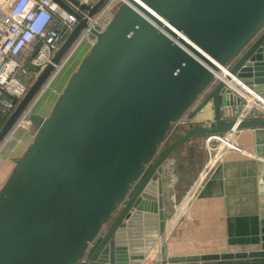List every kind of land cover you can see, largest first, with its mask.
<instances>
[{"label": "water", "instance_id": "1", "mask_svg": "<svg viewBox=\"0 0 264 264\" xmlns=\"http://www.w3.org/2000/svg\"><path fill=\"white\" fill-rule=\"evenodd\" d=\"M51 1L75 23L25 88L15 81L24 92L0 125V143L25 111L34 129L0 186V264H264V218L255 249L166 256L161 184L162 160L193 135L264 127L236 119L231 87L264 97V0L120 1L42 116L31 103L105 0ZM207 105L213 119L193 123Z\"/></svg>", "mask_w": 264, "mask_h": 264}, {"label": "crops", "instance_id": "2", "mask_svg": "<svg viewBox=\"0 0 264 264\" xmlns=\"http://www.w3.org/2000/svg\"><path fill=\"white\" fill-rule=\"evenodd\" d=\"M23 45L11 57L13 69L17 70L10 72V76L25 88L27 85L17 76L23 75L31 81L40 67L28 63L36 45L34 40L30 38ZM80 48L81 44L63 57L55 73L52 72L53 77L51 74L31 103L29 112L42 116L49 113L50 103L60 92L55 93L52 89H58L59 85L55 79L56 83L52 86L54 77L64 67L68 57ZM211 119L212 106L207 105L194 117L193 123L204 124ZM186 123L184 118L179 125ZM33 133V127L28 122H22L13 127L0 143V158L5 160V165L9 164L7 174L13 160L31 141ZM233 137L240 150L224 154L205 172L204 163L182 199L181 192L174 190L173 181L164 182L161 171L163 210L168 224L163 236L166 256L248 251L258 246L259 220L264 218V127L239 128ZM175 160L173 155L166 161L174 166L172 162ZM165 166L166 162H163L161 167ZM1 171L6 170L3 168ZM0 181L1 186L3 181Z\"/></svg>", "mask_w": 264, "mask_h": 264}, {"label": "built area", "instance_id": "3", "mask_svg": "<svg viewBox=\"0 0 264 264\" xmlns=\"http://www.w3.org/2000/svg\"><path fill=\"white\" fill-rule=\"evenodd\" d=\"M80 1L91 5L96 0ZM120 1L122 0H105L95 13L87 17L86 28L80 32L73 48L81 43H86L89 47L94 41L89 30H101ZM81 13L85 15V12ZM74 23L75 17L62 10L51 0H0V125L24 92V89L16 85L15 80L10 76V72L13 73L14 70H17L13 69L12 65L14 62L11 59L12 55L16 50L23 47L25 42L32 38L36 45L32 50L28 63H33L41 69V67L49 62L56 46L70 31ZM53 74L51 75L52 77ZM217 77L219 75L215 73L209 86L196 95L194 104L201 101L209 91L211 85L217 80ZM231 87L245 101L236 118L237 120L264 118V97H261L253 90ZM3 94L9 96L8 99H5ZM235 106L236 104L233 105V107ZM249 111L253 113L250 114ZM27 113L28 111H25L21 114L20 119L15 123L14 127L20 125L22 122H27ZM184 118L185 115H182L170 124L167 134L161 141V147L169 140L171 132ZM236 132L237 128L203 138L202 141L207 155L203 172L207 171L224 154L240 150L233 137ZM149 263H153V258ZM73 264H88V255H81Z\"/></svg>", "mask_w": 264, "mask_h": 264}, {"label": "trees", "instance_id": "4", "mask_svg": "<svg viewBox=\"0 0 264 264\" xmlns=\"http://www.w3.org/2000/svg\"><path fill=\"white\" fill-rule=\"evenodd\" d=\"M87 48L88 45L86 43H81L80 49L85 50ZM68 76L69 75H67V78ZM61 80L59 82V85L57 86L59 91H61L67 79L64 83H62V86L60 87ZM174 134L175 130L171 132V134L169 135V140L167 142L177 138L181 134V132L177 133L173 138ZM203 138L204 135H193L192 137L178 145L175 149H173L161 162V164L163 162H166V166L163 168L161 167L162 173H164V182L167 180H170V182L173 181L172 186H174L175 191L181 192V199L185 196L189 187L194 182L196 176L201 171L205 163L206 152L202 141ZM173 155H175L176 160L172 162L174 166H170L171 162H168L166 160L169 156Z\"/></svg>", "mask_w": 264, "mask_h": 264}, {"label": "rangeland", "instance_id": "5", "mask_svg": "<svg viewBox=\"0 0 264 264\" xmlns=\"http://www.w3.org/2000/svg\"><path fill=\"white\" fill-rule=\"evenodd\" d=\"M112 14V13H111ZM66 36V35H65ZM64 36V37H65ZM64 39V38H63ZM62 39V40H63ZM61 40V41H62ZM60 41V42H61ZM60 44V43H59ZM58 44V45H59ZM58 45L56 46V48L58 47ZM55 48V49H56ZM88 50V48L87 49H80V50H75L69 57H68V59L66 60V63H65V65H64V67H62L60 70H59V72L56 74V76L54 77V83L52 84V86L53 85H55V79H56V81H59L60 82V80H61V85H60V87L62 86V83H64L65 82V80L67 79V75H69L75 68H76V66H77V64H78V62H79V60H80V58L82 57V55H84L85 53H86V51ZM67 70V71H66ZM17 79L19 80V81H21L25 86L26 85H28V83L30 82V80H28V79H26L23 75H20V76H17ZM65 84V83H64ZM54 88V90H55V93H57V91H58V89H56V87H52V89ZM50 89H51V87H50ZM54 90H53V92H54ZM51 104V103H50ZM49 106H51V105H49ZM179 132V129L177 128L176 130H175V134H174V136H173V138L175 137V135L177 134ZM168 141V140H167ZM166 141V142H167ZM166 142H165V144H166ZM5 160H3V159H1L0 158V169H3V168H5V172H3L2 173V171L0 172V179L3 181V179L6 177V175H7V171H8V166H9V164L8 165H5ZM2 164H4V165H2ZM7 168V169H6ZM4 175V176H3ZM3 177V178H2ZM0 184H1V181H0Z\"/></svg>", "mask_w": 264, "mask_h": 264}, {"label": "bare ground", "instance_id": "6", "mask_svg": "<svg viewBox=\"0 0 264 264\" xmlns=\"http://www.w3.org/2000/svg\"><path fill=\"white\" fill-rule=\"evenodd\" d=\"M3 96L5 97V99H8V97H9V96H7V95H5V94H3ZM165 232H166V229L164 230L163 236H164ZM160 246H161V239H158V240L154 243V245H153V247H152V250H153V251H160ZM160 252H161V251H160ZM158 253H159V252H158ZM159 255H160V253H159V254H156V256H158V257H159Z\"/></svg>", "mask_w": 264, "mask_h": 264}]
</instances>
